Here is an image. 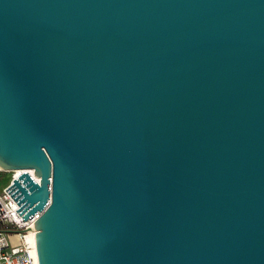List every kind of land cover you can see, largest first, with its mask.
Returning a JSON list of instances; mask_svg holds the SVG:
<instances>
[{
  "label": "water",
  "instance_id": "1",
  "mask_svg": "<svg viewBox=\"0 0 264 264\" xmlns=\"http://www.w3.org/2000/svg\"><path fill=\"white\" fill-rule=\"evenodd\" d=\"M0 167L38 264H264V0H0Z\"/></svg>",
  "mask_w": 264,
  "mask_h": 264
},
{
  "label": "built area",
  "instance_id": "2",
  "mask_svg": "<svg viewBox=\"0 0 264 264\" xmlns=\"http://www.w3.org/2000/svg\"><path fill=\"white\" fill-rule=\"evenodd\" d=\"M17 170H12L13 177H18L24 171L32 174L30 169ZM7 187L8 185L0 190V264H38L33 254L36 245L27 236L30 231L35 233L34 222L41 212L37 211L27 220H23L22 215L16 211L19 205L6 191ZM14 233L16 242L11 240Z\"/></svg>",
  "mask_w": 264,
  "mask_h": 264
},
{
  "label": "rangeland",
  "instance_id": "3",
  "mask_svg": "<svg viewBox=\"0 0 264 264\" xmlns=\"http://www.w3.org/2000/svg\"><path fill=\"white\" fill-rule=\"evenodd\" d=\"M1 171V170H0ZM12 178H13V172L11 171H3V172H0V190L4 187V186H7L11 183L12 181ZM15 234H13V237L11 238V240L13 242H16V237H15Z\"/></svg>",
  "mask_w": 264,
  "mask_h": 264
},
{
  "label": "bare ground",
  "instance_id": "4",
  "mask_svg": "<svg viewBox=\"0 0 264 264\" xmlns=\"http://www.w3.org/2000/svg\"><path fill=\"white\" fill-rule=\"evenodd\" d=\"M0 170L1 171H10V170H4L2 167H0ZM18 171V173H19V170H17ZM32 171V170H31ZM12 172V171H11ZM27 238H28V240L30 241V242H32L34 245H35V233H34V231H30V233H29V235L27 236ZM34 256H35V258H36V262H37V255H36V249H34Z\"/></svg>",
  "mask_w": 264,
  "mask_h": 264
}]
</instances>
